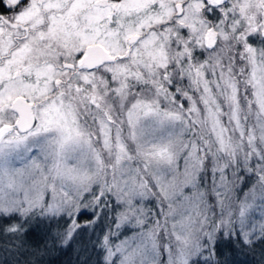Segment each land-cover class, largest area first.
Masks as SVG:
<instances>
[{"label": "snow or ice", "instance_id": "snow-or-ice-1", "mask_svg": "<svg viewBox=\"0 0 264 264\" xmlns=\"http://www.w3.org/2000/svg\"><path fill=\"white\" fill-rule=\"evenodd\" d=\"M258 246L264 0H0V264Z\"/></svg>", "mask_w": 264, "mask_h": 264}, {"label": "trees", "instance_id": "trees-1", "mask_svg": "<svg viewBox=\"0 0 264 264\" xmlns=\"http://www.w3.org/2000/svg\"><path fill=\"white\" fill-rule=\"evenodd\" d=\"M250 186V185H249ZM244 191H247L245 188ZM243 195V192L240 193ZM131 235V233H127ZM124 235H121L118 239L114 238L115 243H119L120 239H123ZM262 251L261 247H257L255 251L248 252L246 254H238L236 259H241L240 264H264V254L259 258L258 254ZM263 253V251H262ZM98 257L94 254L93 261L95 262ZM162 260H166V256L161 257ZM46 264H78L76 254L73 250H62V251H53L49 256L45 257Z\"/></svg>", "mask_w": 264, "mask_h": 264}, {"label": "rangeland", "instance_id": "rangeland-1", "mask_svg": "<svg viewBox=\"0 0 264 264\" xmlns=\"http://www.w3.org/2000/svg\"><path fill=\"white\" fill-rule=\"evenodd\" d=\"M262 251H263V253H262ZM262 251L259 252V254H258V255H259V256H258L259 258H261V256L264 254V249H262ZM237 260H238V261H241V259H237ZM245 264H246V263H245Z\"/></svg>", "mask_w": 264, "mask_h": 264}, {"label": "flooded vegetation", "instance_id": "flooded-vegetation-1", "mask_svg": "<svg viewBox=\"0 0 264 264\" xmlns=\"http://www.w3.org/2000/svg\"><path fill=\"white\" fill-rule=\"evenodd\" d=\"M10 14V13H9Z\"/></svg>", "mask_w": 264, "mask_h": 264}]
</instances>
